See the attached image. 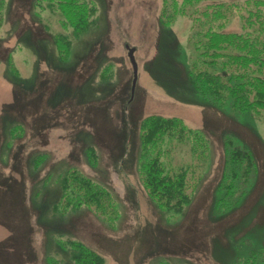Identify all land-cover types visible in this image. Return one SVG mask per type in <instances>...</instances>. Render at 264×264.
<instances>
[{
  "label": "rangeland",
  "instance_id": "1",
  "mask_svg": "<svg viewBox=\"0 0 264 264\" xmlns=\"http://www.w3.org/2000/svg\"><path fill=\"white\" fill-rule=\"evenodd\" d=\"M86 1L90 24L76 32L54 0H0V264H72V235L105 264H237L264 244V113L235 114L195 93L192 21L162 24L173 4ZM151 115L182 118L209 147L201 156L191 136L170 149L173 167L193 172L181 212L158 209L143 185L141 123ZM228 139L252 152L255 173L219 211ZM71 169L111 191L113 223L55 204Z\"/></svg>",
  "mask_w": 264,
  "mask_h": 264
},
{
  "label": "trees",
  "instance_id": "2",
  "mask_svg": "<svg viewBox=\"0 0 264 264\" xmlns=\"http://www.w3.org/2000/svg\"><path fill=\"white\" fill-rule=\"evenodd\" d=\"M54 1L76 32L90 24L91 7L86 0ZM165 1L174 6H163V14L169 17L163 18L164 26H169L177 15L192 21L189 40L194 58L188 74L195 93L218 106H229L235 114L264 113V0ZM234 19L239 20V28L233 27ZM57 38H64L63 42L57 41L59 48H70V39L62 35ZM191 130L180 117L151 115L141 123L140 173L149 197L163 211L181 212L192 202V169L189 165L174 168L170 156L174 140L183 144L189 137H196ZM195 140L204 156L208 145L198 135ZM226 142L230 149L222 187L229 190L218 200L219 211L240 201L243 186L255 173L252 152L231 139ZM60 186L56 205L65 202L71 211H95L109 223L117 219L118 205L111 191L78 170H66ZM67 242L74 252L72 264H105L103 255L83 239L72 235ZM236 262L264 264V244L251 248L244 259L238 257Z\"/></svg>",
  "mask_w": 264,
  "mask_h": 264
},
{
  "label": "water",
  "instance_id": "3",
  "mask_svg": "<svg viewBox=\"0 0 264 264\" xmlns=\"http://www.w3.org/2000/svg\"><path fill=\"white\" fill-rule=\"evenodd\" d=\"M126 47L129 49L128 56L133 66V75H134L133 80H132V93H133L136 87V82L138 78V65L134 57V48H129V45H126Z\"/></svg>",
  "mask_w": 264,
  "mask_h": 264
}]
</instances>
